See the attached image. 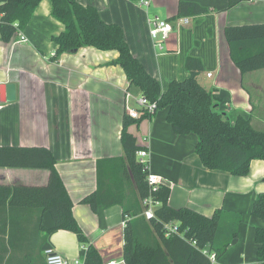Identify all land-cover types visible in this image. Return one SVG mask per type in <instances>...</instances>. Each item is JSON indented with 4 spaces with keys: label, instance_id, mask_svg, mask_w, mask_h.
<instances>
[{
    "label": "crops",
    "instance_id": "1",
    "mask_svg": "<svg viewBox=\"0 0 264 264\" xmlns=\"http://www.w3.org/2000/svg\"><path fill=\"white\" fill-rule=\"evenodd\" d=\"M179 1L150 0L145 9L137 1L140 22L128 32L123 31L131 52L160 81L162 90L172 79L188 76L186 57L199 58L203 70L197 79L213 91L218 109L225 111L231 121L239 115L252 116L260 101L254 90L264 88V68L241 73L230 57L223 29L264 22V0H239L232 6L230 0H188L206 11L187 16L186 24L179 23L181 17L176 16ZM50 10V1L41 0L24 30L16 32L7 42L0 35V81L14 85V94L10 93L14 99L3 101L5 90L2 94L0 145H42L52 151L56 169L72 201L73 216L84 235L81 241L77 234L64 229L42 232L43 244L34 264H46L42 255L46 246L70 264L76 259L85 264L89 246L98 263L117 261L123 259L125 243L126 214L122 206L114 204L92 210L81 200L96 189L97 160L123 155L122 116L126 106L136 107L135 99L141 91L128 84L119 65L108 64L118 55L116 50L83 46L74 53H56L57 44L52 37L62 31L63 25L50 15ZM154 16L173 25L161 49L153 45L148 32L147 20ZM21 36L27 41H19ZM166 114L164 108L162 115L155 112L139 124L129 125L128 131L148 151L150 172L162 176L169 187V206L189 207L206 216L216 209L241 213L237 236L214 264L254 262L257 248L254 230L263 221H256L250 208L256 194L264 191V161L252 159L245 176L208 170L195 152L196 135L175 134ZM48 175L45 168L0 167V184L43 185ZM124 204L133 205L132 194ZM5 211L7 206L0 207V228L9 219L4 218ZM35 215L36 211L22 212L20 218L33 220ZM136 217L139 215L127 216L126 222H132L134 235L149 240L152 233ZM42 223L53 226L49 212L42 214ZM0 237L7 239V232L0 233Z\"/></svg>",
    "mask_w": 264,
    "mask_h": 264
},
{
    "label": "trees",
    "instance_id": "2",
    "mask_svg": "<svg viewBox=\"0 0 264 264\" xmlns=\"http://www.w3.org/2000/svg\"><path fill=\"white\" fill-rule=\"evenodd\" d=\"M41 0H0V35L4 42L25 29ZM50 15L62 25V31L52 37L56 53L83 46L98 50H116L118 55L108 64L119 65L129 85L140 89L157 108H167L166 120L175 134L194 133L195 152L208 170L224 171L234 176L249 173L252 159L264 161V128L252 123V116H237L231 121L227 113L218 109L217 97L197 79L203 70L199 58L188 56L185 67L188 76L168 82L162 90L160 81L151 75L144 64L131 52L122 27L116 22L104 21L93 4L78 0H49ZM239 0H230L229 6ZM206 8L198 3L180 0L177 17L198 15ZM225 40L230 57L241 73L264 68V22L225 26ZM155 110V112H156ZM154 112V113H155ZM153 113V114H154ZM142 112L138 118L122 116L120 142L122 156L104 157L96 162V189L82 198L92 210L120 204L126 216H137L152 233L147 240L133 234L132 222H125L123 259L125 264H213L237 236L241 213L223 209L211 216L189 207L172 208L168 204L169 187L159 185L150 192L148 169L136 156L143 149L136 137L128 131L131 124L149 117ZM56 159L47 146L0 145V167L45 168L48 180L43 185L0 184V207L7 206L0 233V264H34L43 243L41 233L64 229L84 240L83 232L72 213V201L56 169ZM133 196V205L124 202ZM151 195L160 202L154 217L142 214L141 200ZM36 211L33 220L21 219L22 212ZM49 212L53 226L42 223V214ZM250 214L263 221L256 226L254 240L256 259L245 264H264V191L256 194ZM20 219V220H19ZM175 223L177 233L165 236L164 225ZM143 230L140 228L139 230ZM19 248L20 252H14ZM85 264H100L92 248L87 247Z\"/></svg>",
    "mask_w": 264,
    "mask_h": 264
},
{
    "label": "built area",
    "instance_id": "3",
    "mask_svg": "<svg viewBox=\"0 0 264 264\" xmlns=\"http://www.w3.org/2000/svg\"><path fill=\"white\" fill-rule=\"evenodd\" d=\"M140 4L142 6H148L150 0H139ZM188 22L187 17H181L179 20V23L186 24ZM148 24V32L149 36L153 41V45L161 49L163 47V42L168 38L169 34L172 32L173 25L171 22H169L166 19H161L157 16H154L153 18H149L147 20ZM19 41H27V38L24 36H21V39ZM208 76L211 74L208 73ZM2 104V95H1V81H0V106ZM136 107H130L126 106L124 113L131 117V118H138L142 112H146L148 114H153L157 108L156 101H150L145 95H139L135 99ZM149 153L146 149H140L137 151L136 156L137 158L145 164V167L148 169V175H147V182L150 187V192L155 191L157 187L161 184L165 185L164 178L160 175H157L155 173L150 172L148 161H145L144 158L148 157ZM141 204L143 207L142 214L146 219H150L151 217H154L155 215V209L160 206V202L158 200H155L152 198L151 195L144 197L141 200ZM127 220V216L125 215V218L123 220V224L125 225V222ZM165 229V236H169L173 233H177V226L175 223H166L164 225ZM42 255L44 256L45 263L46 264H70L69 261L62 256L60 253H58L56 250H54L52 247H44L42 249ZM209 259L214 264L216 262V257L213 252L209 253ZM73 264H83L82 260L76 259L73 261ZM104 264H125L124 259L120 260H110L107 261Z\"/></svg>",
    "mask_w": 264,
    "mask_h": 264
},
{
    "label": "rangeland",
    "instance_id": "4",
    "mask_svg": "<svg viewBox=\"0 0 264 264\" xmlns=\"http://www.w3.org/2000/svg\"><path fill=\"white\" fill-rule=\"evenodd\" d=\"M84 3H93L97 8L100 17L106 22H116L123 31L131 30L134 25L139 24L141 9L137 5L138 0H81ZM142 6V5H140ZM142 9H145L142 6ZM261 71V70H260ZM261 73V72H258ZM200 76V73L198 77ZM264 81V80H263ZM254 95L259 98V104L252 111V123L258 128H264V88L258 92L254 90ZM164 108L156 110V114L162 115ZM145 161L148 157L144 158ZM256 221L260 220L254 218ZM262 221V220H260ZM255 261V259H254Z\"/></svg>",
    "mask_w": 264,
    "mask_h": 264
},
{
    "label": "water",
    "instance_id": "5",
    "mask_svg": "<svg viewBox=\"0 0 264 264\" xmlns=\"http://www.w3.org/2000/svg\"><path fill=\"white\" fill-rule=\"evenodd\" d=\"M76 50H77V48H73V49L68 50V52L74 53V52H76ZM4 90L6 93V99L3 101H9L11 99H14V95L12 97H10V93L14 94V85L13 84H10V83L1 84V95L4 93Z\"/></svg>",
    "mask_w": 264,
    "mask_h": 264
}]
</instances>
